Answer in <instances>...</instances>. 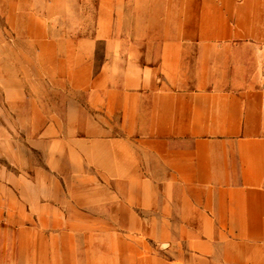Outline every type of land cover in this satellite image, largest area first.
<instances>
[{
	"label": "crops",
	"instance_id": "0c3cea01",
	"mask_svg": "<svg viewBox=\"0 0 264 264\" xmlns=\"http://www.w3.org/2000/svg\"><path fill=\"white\" fill-rule=\"evenodd\" d=\"M89 1L94 38L59 76L118 188L1 177L0 264H264V0Z\"/></svg>",
	"mask_w": 264,
	"mask_h": 264
},
{
	"label": "rangeland",
	"instance_id": "374dc122",
	"mask_svg": "<svg viewBox=\"0 0 264 264\" xmlns=\"http://www.w3.org/2000/svg\"><path fill=\"white\" fill-rule=\"evenodd\" d=\"M78 1L0 0V180L10 190L76 196L118 188L88 164L84 135L71 132L66 116L73 93L60 64L79 56L96 25L94 1Z\"/></svg>",
	"mask_w": 264,
	"mask_h": 264
}]
</instances>
